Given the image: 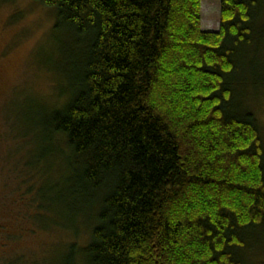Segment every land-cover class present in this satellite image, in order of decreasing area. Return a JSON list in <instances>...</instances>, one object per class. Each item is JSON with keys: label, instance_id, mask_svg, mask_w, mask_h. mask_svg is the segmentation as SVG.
Segmentation results:
<instances>
[{"label": "trees", "instance_id": "16d2710c", "mask_svg": "<svg viewBox=\"0 0 264 264\" xmlns=\"http://www.w3.org/2000/svg\"><path fill=\"white\" fill-rule=\"evenodd\" d=\"M34 1L73 42L20 163L24 220L68 234L56 264H248L264 238V0H217V33L202 0ZM21 259L0 264H35Z\"/></svg>", "mask_w": 264, "mask_h": 264}, {"label": "rangeland", "instance_id": "374dc122", "mask_svg": "<svg viewBox=\"0 0 264 264\" xmlns=\"http://www.w3.org/2000/svg\"><path fill=\"white\" fill-rule=\"evenodd\" d=\"M199 10L201 30L217 33L219 2L202 0ZM54 21L53 9L34 0H0V263L21 255L24 262L56 264L68 235L32 231L23 215L20 163L37 153L36 134L26 122L33 110L57 105L58 82L64 80L61 71L69 64L67 54L73 53V42L65 34H52ZM168 65V73L175 71L173 63ZM256 93L261 95L259 89ZM258 111L264 141V105ZM41 185L39 179L36 188ZM76 239L82 243L81 236ZM244 255L248 264H264V238L252 239Z\"/></svg>", "mask_w": 264, "mask_h": 264}]
</instances>
